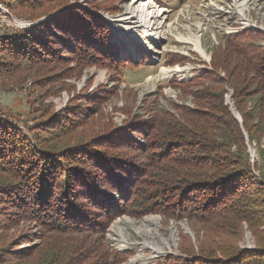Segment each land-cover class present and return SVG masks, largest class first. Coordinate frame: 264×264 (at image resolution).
<instances>
[{"label":"trees","instance_id":"obj_1","mask_svg":"<svg viewBox=\"0 0 264 264\" xmlns=\"http://www.w3.org/2000/svg\"><path fill=\"white\" fill-rule=\"evenodd\" d=\"M56 1L46 0L40 8L20 1L23 9L30 6L29 19L49 17L0 38V54L8 59L0 62V77L20 83L16 74L27 75L32 66L41 73L66 62L96 65L105 51V60L116 63L112 31L94 15L97 10L57 7ZM219 42L208 68L188 82L171 84L184 102H174L172 110H152L145 121L133 116L130 127L111 129L102 139L43 147L0 122V203L10 214L5 220L34 222L43 233L60 236L49 240L41 264H83L94 254L101 264H122L128 252L98 253L92 247L101 238L85 239L96 230L92 219L112 221L120 213H158L189 222L196 242L182 235L178 254L157 264H264V32L244 30L222 35ZM56 77L60 86L51 88L53 95L66 87L60 72ZM189 98L192 105L186 104ZM58 124L62 132L71 125L63 119ZM49 128L40 121L33 130L41 138ZM131 130L144 138V149L132 147L136 162L115 154L119 144L129 147L124 133ZM249 145L260 162H251ZM245 228L253 237L251 248L240 244ZM71 234L82 240L65 241ZM7 260L0 257V264Z\"/></svg>","mask_w":264,"mask_h":264},{"label":"rangeland","instance_id":"obj_2","mask_svg":"<svg viewBox=\"0 0 264 264\" xmlns=\"http://www.w3.org/2000/svg\"><path fill=\"white\" fill-rule=\"evenodd\" d=\"M20 1L25 5L31 4L32 8L46 5V0ZM20 1L0 0V38L19 35L49 17L45 15L29 19L27 15L30 6L23 9ZM143 1L57 0V7L78 4L87 10H90L89 6L97 10L94 15L101 18L112 31L111 45L115 48L117 61L112 66L105 60L109 56L105 51L106 55H100L96 65L78 68L73 62H66L53 65L52 69L48 67V70H42L41 73H38L35 66L30 68L27 75L16 72V76L22 78L20 83H12L2 75L0 122L18 129L31 143H43V147H71L93 138L102 139V136L111 134V129L130 127L128 124L133 116L145 121L152 116V110L159 107L172 110L174 102H184L178 89L171 84L177 80L188 82L198 75L204 65L207 68L211 52L219 45L222 35L244 30L264 32V0H147L156 6L159 17L152 26L151 37L146 36L147 32L142 28L117 21L127 15L130 7H136ZM243 1L245 8L241 18L236 8ZM15 20L24 24L18 25ZM25 21L29 24H25ZM6 60L0 54V62ZM173 68L183 71L167 72ZM58 72L66 87L53 95L51 88L57 89L60 86L59 78L56 77ZM230 97L226 96L228 102ZM186 104L192 105L190 98ZM56 116L62 117L54 122ZM236 116L239 117L238 114ZM60 119L64 120V124L71 123L68 130H59ZM40 121L50 127L49 132L40 133L41 138L33 130ZM118 136L114 135L116 141ZM124 138L129 147L119 144L120 148L115 154L127 161L136 162L138 152L132 147L144 149V138L132 130L126 131ZM261 142L264 146V137ZM247 153L252 163L260 162L253 145L248 146ZM261 164L264 165V161ZM3 206L0 203V257L9 259L7 264L10 261L15 264H41L48 258L49 247L46 245L49 240H56L60 236L43 233L34 222L6 221L5 216L10 214ZM148 217L157 220V224L150 225L149 234L139 229L142 223L148 225V221H145ZM92 222L97 225L96 230L93 236H85V239L90 241L101 238L92 247L98 253L128 252L122 264H157V259L178 254L182 235L188 236L192 243L196 242V234L188 221L167 219L158 213L140 217L120 213L112 221L96 217ZM64 238L73 244L82 240L78 234ZM153 244L158 249L153 248ZM240 244L246 248L253 247V237L249 231L244 232ZM101 263L98 254H94L83 264Z\"/></svg>","mask_w":264,"mask_h":264},{"label":"bare ground","instance_id":"obj_3","mask_svg":"<svg viewBox=\"0 0 264 264\" xmlns=\"http://www.w3.org/2000/svg\"><path fill=\"white\" fill-rule=\"evenodd\" d=\"M232 1H234V0H232ZM155 7L156 6L153 5V2L145 0V1L141 2V4L136 6V7H130V10H129V12H127V15L123 18H119L117 21L118 22L122 21V22L126 23V25H132L134 27L142 28V30L147 32L146 36L151 37L152 26L154 25L157 17H159V15H157L158 9ZM244 8H245V1H243V3L237 5V8H236V11L239 13L237 15L241 18L243 15V9ZM160 11H161V9H160ZM15 22L18 25L24 24V22H20L18 20H15ZM25 24H29V22L25 21ZM195 43L197 44V46L199 45L197 43V41H195ZM182 71H183L182 69L173 68V70L169 69L167 72H169V73H173V72L175 73L176 72L177 73V72H182ZM145 221H148V225L145 226L144 225L145 223H142L143 225H141L139 227V229H140V231H144V232L149 234V232L151 231L150 225L157 224V220L155 218H149L148 217V218H145ZM155 246L156 245L153 244V248L158 249Z\"/></svg>","mask_w":264,"mask_h":264},{"label":"water","instance_id":"obj_4","mask_svg":"<svg viewBox=\"0 0 264 264\" xmlns=\"http://www.w3.org/2000/svg\"><path fill=\"white\" fill-rule=\"evenodd\" d=\"M229 102H230V105H231V113L234 114V116L239 120V117L236 116L237 114L235 113L231 97H230V101ZM239 122H240V120H239Z\"/></svg>","mask_w":264,"mask_h":264},{"label":"clouds","instance_id":"obj_5","mask_svg":"<svg viewBox=\"0 0 264 264\" xmlns=\"http://www.w3.org/2000/svg\"><path fill=\"white\" fill-rule=\"evenodd\" d=\"M230 34H236V33H230ZM230 34H229V33H227V34H225V35H230ZM208 61H210V60H208ZM205 67H206V65H204V67H203V68H205ZM203 68H202V69H203ZM207 68H208V66H207ZM202 69H201V70H202Z\"/></svg>","mask_w":264,"mask_h":264}]
</instances>
